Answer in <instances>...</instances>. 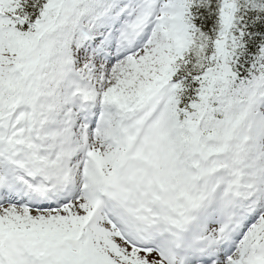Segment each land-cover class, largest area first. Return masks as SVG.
Listing matches in <instances>:
<instances>
[{
  "label": "snow or ice",
  "instance_id": "1",
  "mask_svg": "<svg viewBox=\"0 0 264 264\" xmlns=\"http://www.w3.org/2000/svg\"><path fill=\"white\" fill-rule=\"evenodd\" d=\"M0 264H264V0H0Z\"/></svg>",
  "mask_w": 264,
  "mask_h": 264
}]
</instances>
